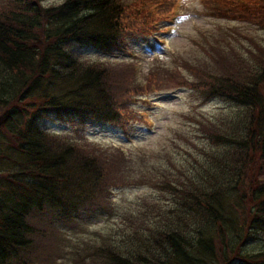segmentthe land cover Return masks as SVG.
I'll return each instance as SVG.
<instances>
[{
	"label": "trees",
	"instance_id": "16d2710c",
	"mask_svg": "<svg viewBox=\"0 0 264 264\" xmlns=\"http://www.w3.org/2000/svg\"><path fill=\"white\" fill-rule=\"evenodd\" d=\"M176 1L0 0V264L22 262L55 220L105 210L110 191L128 185L149 186L163 201H138L130 244L97 249L107 264H264V44L218 27L197 44L200 57L156 61L142 77L115 56L137 37H155L150 9L170 19ZM203 4L213 18L264 31V0ZM168 87L236 108L218 122L187 115L213 148L199 169L142 150L126 158L42 123L53 111L81 127L119 124L132 119L133 99Z\"/></svg>",
	"mask_w": 264,
	"mask_h": 264
},
{
	"label": "rangeland",
	"instance_id": "374dc122",
	"mask_svg": "<svg viewBox=\"0 0 264 264\" xmlns=\"http://www.w3.org/2000/svg\"><path fill=\"white\" fill-rule=\"evenodd\" d=\"M60 1L45 0L44 4H58ZM175 6L178 14L170 22L168 15V18L166 14L157 15L156 8L152 7L151 16L158 19L152 23L157 31L156 36L137 37L126 45V54L115 55L134 64L140 77L147 74L156 61L171 64L172 56L191 60L200 57L202 51L197 44L203 45L202 36L215 32L218 27L234 29L237 33L264 44V31L243 23L213 18L207 14L203 0H177ZM236 37L242 44L249 45L247 39L239 35ZM158 38L162 41L159 42ZM83 53L92 61L105 60V57L87 50ZM120 58L116 59L121 60ZM232 106L218 98L203 100L182 87H168L161 91L144 92L133 99L127 108V118L132 119L119 124L88 122L81 127L77 125L73 115L63 112L58 115L53 111L43 116L42 123L55 134H81L97 145L117 148L126 158H130L134 151L142 150L141 152L147 153V157L150 155L152 161L164 162L169 156L180 164L187 163V168L192 166L199 169V164L206 160L204 153L213 148L210 149V142L196 131L199 125L187 115L192 117L200 113L211 121L218 122L235 113L236 108ZM159 195V192L149 186H117L110 191L109 208L83 219H75L74 222L55 220L53 232L45 230L43 236L22 257V262L10 264H107L97 249L129 245V233L140 219L138 211L144 210L143 205L136 210L138 201L143 197L160 198ZM160 199L163 201V198ZM164 200L166 207L172 205L168 194Z\"/></svg>",
	"mask_w": 264,
	"mask_h": 264
}]
</instances>
